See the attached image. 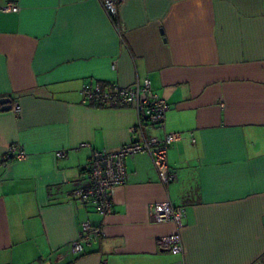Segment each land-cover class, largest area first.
I'll use <instances>...</instances> for the list:
<instances>
[{
	"label": "crops",
	"instance_id": "crops-1",
	"mask_svg": "<svg viewBox=\"0 0 264 264\" xmlns=\"http://www.w3.org/2000/svg\"><path fill=\"white\" fill-rule=\"evenodd\" d=\"M117 22L102 0H0V264H264V0H127ZM144 78L170 105L148 133L183 134L176 178L127 157L103 215L76 196L83 168L130 143L139 114L84 104L81 89ZM14 144L26 156L5 160ZM158 201L185 209L181 228L152 220ZM85 222L104 236L74 253ZM175 232L184 253L159 244Z\"/></svg>",
	"mask_w": 264,
	"mask_h": 264
},
{
	"label": "built area",
	"instance_id": "built-area-1",
	"mask_svg": "<svg viewBox=\"0 0 264 264\" xmlns=\"http://www.w3.org/2000/svg\"><path fill=\"white\" fill-rule=\"evenodd\" d=\"M127 0H102V4L110 18L118 25L117 18L120 7ZM6 12H17L20 7L15 3H8L1 8ZM119 32H122L120 25ZM82 103L101 106L123 107L134 106L139 114L138 123L131 128L133 140L121 146L117 150L96 149L92 154L83 172L90 183L86 187L77 189L78 199L93 206L99 213L108 215L113 212L112 189L126 183L128 172L126 159L140 152L149 153L153 163L165 184H169L176 178V174L169 164V149L171 145L180 141L182 132L166 131L163 136L148 133V128H166V116L170 107L167 98L153 88L150 78L137 79L128 86L112 85L105 87L101 83L84 84L81 89ZM16 112L20 105L13 107ZM25 151L18 144H14L5 156V160L12 158L22 159ZM58 156H65L64 151L58 152ZM185 215L183 207H176L170 201H158L154 204L151 218L156 222L174 221L179 228L182 227V219ZM104 236L102 225H93L85 222L79 236L71 242V250L74 253L84 251L86 244H90L95 238ZM159 244L176 253H184V243L179 232L159 238Z\"/></svg>",
	"mask_w": 264,
	"mask_h": 264
},
{
	"label": "water",
	"instance_id": "water-1",
	"mask_svg": "<svg viewBox=\"0 0 264 264\" xmlns=\"http://www.w3.org/2000/svg\"><path fill=\"white\" fill-rule=\"evenodd\" d=\"M0 110H10L12 108V100L9 97L0 98Z\"/></svg>",
	"mask_w": 264,
	"mask_h": 264
}]
</instances>
